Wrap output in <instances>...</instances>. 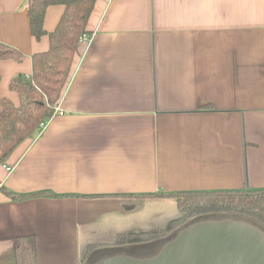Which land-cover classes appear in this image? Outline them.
Masks as SVG:
<instances>
[{
	"label": "crops",
	"instance_id": "crops-1",
	"mask_svg": "<svg viewBox=\"0 0 264 264\" xmlns=\"http://www.w3.org/2000/svg\"><path fill=\"white\" fill-rule=\"evenodd\" d=\"M26 8L0 0V42L23 54L0 60V98L15 106L10 79L49 46ZM62 11L48 6L43 28ZM85 27L62 114L0 164L5 189L54 194L0 189V264H16L23 235L38 264H68L120 234L155 233L173 219L161 223V192L264 188V0H96Z\"/></svg>",
	"mask_w": 264,
	"mask_h": 264
},
{
	"label": "trees",
	"instance_id": "trees-1",
	"mask_svg": "<svg viewBox=\"0 0 264 264\" xmlns=\"http://www.w3.org/2000/svg\"><path fill=\"white\" fill-rule=\"evenodd\" d=\"M95 1L27 0L30 34L36 39L47 35L49 46L46 51L32 53L30 75L18 74L10 79L8 88L17 93L19 105L15 106L7 97L0 98V164L5 163L22 140L40 130V124L53 114L69 76L78 39L83 33H88L85 26ZM51 5H62L63 11L55 29L47 31L43 22L46 8ZM22 57L19 49L0 42V60L21 61ZM0 189L10 198L18 200L54 195L48 191L16 194L2 186ZM155 195L176 201L180 217L173 220L168 229L155 233L120 234L111 244L90 246L80 261L68 264H95L99 259L112 255L151 256L180 229L201 220L232 218L246 221L264 231V188L199 189ZM14 251L16 264H38L35 236L19 237Z\"/></svg>",
	"mask_w": 264,
	"mask_h": 264
},
{
	"label": "water",
	"instance_id": "water-1",
	"mask_svg": "<svg viewBox=\"0 0 264 264\" xmlns=\"http://www.w3.org/2000/svg\"><path fill=\"white\" fill-rule=\"evenodd\" d=\"M95 264H264V231L236 219L201 220L151 256L112 255Z\"/></svg>",
	"mask_w": 264,
	"mask_h": 264
},
{
	"label": "rangeland",
	"instance_id": "rangeland-1",
	"mask_svg": "<svg viewBox=\"0 0 264 264\" xmlns=\"http://www.w3.org/2000/svg\"><path fill=\"white\" fill-rule=\"evenodd\" d=\"M164 200L168 201L169 205L170 204L171 205L166 208L167 209L166 211L162 212V214H161V216H162L161 217V223H162L163 220H165L167 218L172 217L173 219H175V218H177L180 215L179 211L176 208L177 207L176 201L173 198H166Z\"/></svg>",
	"mask_w": 264,
	"mask_h": 264
},
{
	"label": "built area",
	"instance_id": "built-area-1",
	"mask_svg": "<svg viewBox=\"0 0 264 264\" xmlns=\"http://www.w3.org/2000/svg\"><path fill=\"white\" fill-rule=\"evenodd\" d=\"M90 38H91V37H90V35H89L88 33H83V34L79 37L78 42L81 43V44H84V45H88V44L90 43ZM53 113H57V114H59V115L62 114V112H61V111L59 110V108L56 107V106H55V108H54V112H53ZM45 124H46V122L41 123L39 129L42 130V129L44 128ZM4 167H5V166H4ZM6 170L10 171V170H11V167H10V166H6Z\"/></svg>",
	"mask_w": 264,
	"mask_h": 264
},
{
	"label": "flooded vegetation",
	"instance_id": "flooded-vegetation-1",
	"mask_svg": "<svg viewBox=\"0 0 264 264\" xmlns=\"http://www.w3.org/2000/svg\"><path fill=\"white\" fill-rule=\"evenodd\" d=\"M177 208V207H176ZM178 210V209H177ZM180 217V215L177 217V218H179ZM177 218H175V219H177ZM175 219H172L171 221H170V224H171V222L173 221V220H175ZM170 224H169V226H170ZM169 226L168 227H166V228H163V229H168L169 228ZM174 228H176V226L174 227ZM163 229H160V230H163ZM150 233H152V232H150Z\"/></svg>",
	"mask_w": 264,
	"mask_h": 264
}]
</instances>
